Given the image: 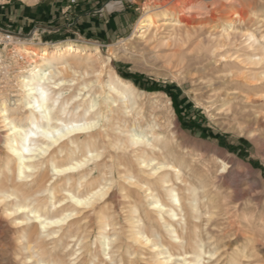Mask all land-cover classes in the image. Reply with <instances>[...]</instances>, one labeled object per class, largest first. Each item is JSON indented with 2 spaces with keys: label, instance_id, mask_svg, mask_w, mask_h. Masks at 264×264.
<instances>
[{
  "label": "bare ground",
  "instance_id": "bare-ground-1",
  "mask_svg": "<svg viewBox=\"0 0 264 264\" xmlns=\"http://www.w3.org/2000/svg\"><path fill=\"white\" fill-rule=\"evenodd\" d=\"M120 2L113 1L107 6L112 9ZM193 2L178 0L173 4L174 9L166 4L147 6L145 18L138 22V36L146 39L148 44V41L156 40V32L160 29L170 30V35L164 36L166 40L173 38L182 42H186L185 38L205 34L204 27L196 24V17L189 7ZM154 10L156 15L152 14ZM168 11H172L175 17L159 21L161 19L158 17L166 16ZM241 21L245 20L232 18L227 22L229 29ZM229 29L222 28L208 48L201 46L204 51L196 46L199 51L191 57L196 58L197 71L213 77L211 87L218 85L225 89L223 100L239 98L257 102L262 97L253 98L249 91L253 90L254 94L264 92V36L260 39L253 32H243L246 40L241 48L231 55H225L223 48L231 43L234 45ZM38 32L36 30L30 38H20L14 34L8 36L10 40L15 39L22 44L15 47L27 61L18 74L11 77L13 82L9 78L6 92L0 94V127L4 131L2 140L6 153V158L0 160V264H20V260L11 255L17 249L26 250L24 257L28 264H69L71 261L65 263L64 259L57 257V243L65 238H76L80 245L83 235L79 231L95 218L97 222H94L101 232L100 254L106 264H136L137 256L143 254L144 249L152 252L151 261L155 264L217 263L218 259L213 260L215 252L205 250V241L196 223L202 214L199 189L185 183L186 193L182 194L180 190L183 187L180 189L179 184L173 182V178L181 183L187 182L183 177L184 168L182 170L171 161V157L168 158L160 145L162 139L156 132H149L152 135L150 138L139 124L136 118L139 112L135 111L136 87L116 71L107 70V80L101 79L104 68L113 65V53L102 59L100 47L90 50L72 42L66 45L56 43L52 49L27 47L25 44L34 39L40 40ZM208 33L210 36L216 34L212 30H208ZM227 66L229 68L226 70L224 67ZM79 77L84 79L77 93L67 96L71 93L65 94L69 88L66 86L74 85ZM233 81H243L248 89L230 93L229 87ZM52 87L56 89L55 92L51 90ZM14 112H21L23 116L14 115ZM113 151L116 155H122L125 161L116 159ZM148 153L153 156H147ZM62 157H67L68 161L59 162ZM222 165L223 168L227 167L224 161ZM46 167H49L52 175H48ZM116 168L118 175L124 174L120 178L137 187V190H143L147 198V205L143 204L146 206L142 208L143 214L139 205L130 207L126 221L129 232H124L118 226L120 223L115 221L113 214L97 211L100 201L114 193ZM96 170L100 174L97 178L93 177ZM54 176L56 179L52 181ZM159 188L164 192L165 200L157 192ZM207 214L210 221L212 216L219 213L214 210ZM156 223L164 227L169 244L163 241L158 230H162V227L157 229ZM86 231L81 230V234H86ZM257 244L252 241L250 250L249 245L237 247V256L225 264H258L251 252L253 249L256 253ZM187 246L192 248V254L186 250ZM171 247H179L183 253L177 256ZM97 259L98 254L94 253L90 264H97Z\"/></svg>",
  "mask_w": 264,
  "mask_h": 264
},
{
  "label": "rangeland",
  "instance_id": "rangeland-1",
  "mask_svg": "<svg viewBox=\"0 0 264 264\" xmlns=\"http://www.w3.org/2000/svg\"><path fill=\"white\" fill-rule=\"evenodd\" d=\"M25 1L32 2V0ZM177 1L137 0V5L140 7L137 20L132 31L125 36L107 42L68 40L62 45L72 42L86 46L90 50H93L95 47H100L103 56L102 59L108 58L113 53V65L104 68L101 79L104 81L107 80V70L116 71L125 81L136 87V102L138 104L136 103L135 111L139 112V115L136 116L139 124L148 133L152 131L156 132L162 139L160 145L163 147L165 154L169 156L167 157L169 159L172 158L171 161L181 167L182 170L184 168L183 177L187 182L181 183L174 178L173 182H176V185L179 184L180 189L183 187L180 190L182 194L186 193L184 188L187 183L189 184L187 186L192 185L191 187H198L199 195L201 196L199 206L202 214L201 220L198 219L196 223L201 230V236L203 235L205 250H213L215 252L213 260L218 259V261L214 264H225L232 257L237 256L235 254L237 247L242 248L249 245L248 249L250 250L252 241L258 242L256 253L251 249L255 257L253 259L258 264H264V92L254 94L253 90L249 91V94L253 98L258 99L262 97L257 102H250L247 99L239 98H225L223 100L224 95L222 93H225V89L218 85H216L217 88L216 86L211 87L210 83L213 77L210 75L206 76V74L204 75L197 71L196 58L191 57L195 56L199 51L196 46L198 48H202L201 46L204 49L208 48L211 45V40L217 37L222 28L229 29L227 22L235 17L237 19L242 18L245 21L237 22L233 29H229L235 46L232 43L226 45L223 48L225 55H231L234 53L233 51L241 48V45L246 40L245 36H243L244 33L253 32L258 38L263 39L264 0H194L195 2L189 5V7L192 10V14L196 17V24L204 27L205 34L192 36L191 39L185 38L186 42H182L178 39V41L174 40L173 38H167L166 40L164 36H169L170 30L160 29L156 32V40H150L147 44L146 39L138 36L140 31H137L138 22L145 18L144 14L147 6L158 7L166 4L168 7L174 9L173 4ZM75 2L76 0H71V3ZM180 8L181 10L183 9V7ZM152 14L156 15L157 13L154 10ZM174 17L172 11H168L166 16L161 15L158 18L161 19L159 21H162V19H173ZM44 29V27L37 26L31 32H17L10 27H6L5 30L14 32L16 36L18 35L21 38H30L36 30L42 31ZM208 30H212L216 34L210 36ZM38 33L40 40L34 39L33 42L25 45L37 49L43 47L52 49L54 44L46 43L48 40L47 37L42 39L41 33ZM199 39L201 40L199 41ZM19 44L15 43L14 45L17 47ZM204 49L202 48L201 51H204ZM7 51L5 50V54H8ZM99 64L101 67L102 63L100 59ZM224 68L227 70L229 66ZM225 72L227 73L228 71ZM71 75L68 74L67 76ZM58 79L56 78V80ZM83 79L79 77L74 85L66 86L69 88L65 94L71 93L67 95L71 96L77 93L79 84ZM13 81L11 78L10 82ZM233 84L229 87L230 93L245 88L248 89V86L244 85L243 81H233ZM51 90L56 91L53 87ZM10 114H12L11 111ZM14 115L19 117L23 116L21 112H14ZM3 135V128L0 127V160L6 158L2 140ZM151 136V133H149L150 138H152ZM116 154L114 152V155ZM147 156L151 157L153 154L148 153ZM117 158H121L122 162L125 161L122 155H116ZM66 160L68 161L67 157H62L59 159V162L64 163ZM223 161L227 163L226 168H223ZM181 163L184 164L182 165ZM45 171L48 175H52L49 167H46ZM96 171H94L96 174L93 173V177H99L100 174ZM122 175L124 174L118 175L116 168L115 178L117 181L113 188L114 193H110L100 201L97 211L113 214L116 217V220L115 218L114 220L120 223L118 226H121L124 232H129V224L126 221L129 218L130 207L134 204L139 205L141 208L140 213L143 214L144 211L142 208L146 207L144 205H147V198L143 190H137V187L131 186L120 178ZM203 177L204 179H202ZM55 179L56 177L54 176L52 181ZM197 181L199 182L197 183ZM204 182L206 184H203ZM217 187L218 190H216ZM204 189L205 191H203ZM157 192H159L163 199L164 192L160 188L157 189ZM138 194H141L140 198H138ZM210 200L213 202L211 203ZM214 210H217L219 214L212 216V219L208 221L209 215L207 213L210 214ZM94 221L97 222V219L95 218L89 222V225L85 229L83 228L84 230L81 229L83 232L88 229L86 234H81V230L79 231L80 235H83L80 245H78L76 238H67L68 240L65 238L63 242H58L56 246L57 257L62 260L64 259L63 261H66L65 263L71 261L74 264H84V262L85 264H90V260L94 259V253H96L98 254V262L95 260L97 264H106V261H103V256L100 254L101 246L99 235L101 232L98 224ZM155 226L157 229L162 227V230H158L164 238L163 241L169 244V238L165 230H163L164 227L162 224L160 223L159 227V223H156ZM191 227L193 229V226ZM229 229L232 230L230 231ZM16 235L19 236V233ZM209 238L212 239L210 240ZM187 247L186 250L190 251L189 254H192V248ZM125 248L126 245L123 250ZM172 248L176 249L173 250ZM171 250L177 256L183 253V249H179V247H171ZM142 251L143 254L137 256L135 263L155 264L151 261L152 252L148 251V249ZM25 253L26 250L17 249L11 255L18 258L20 264H28L25 261ZM220 257L224 259L221 260ZM238 257L240 258V256Z\"/></svg>",
  "mask_w": 264,
  "mask_h": 264
},
{
  "label": "crops",
  "instance_id": "crops-1",
  "mask_svg": "<svg viewBox=\"0 0 264 264\" xmlns=\"http://www.w3.org/2000/svg\"><path fill=\"white\" fill-rule=\"evenodd\" d=\"M113 1L116 0H0V27L17 32L44 27L39 32L50 44L112 41L132 31L140 9L137 0H121L119 6L109 9L107 5Z\"/></svg>",
  "mask_w": 264,
  "mask_h": 264
},
{
  "label": "built area",
  "instance_id": "built-area-1",
  "mask_svg": "<svg viewBox=\"0 0 264 264\" xmlns=\"http://www.w3.org/2000/svg\"><path fill=\"white\" fill-rule=\"evenodd\" d=\"M9 34L16 33L0 27V94L8 89V81L17 75L22 66L26 65L27 59L15 48V39L10 40ZM18 36V35H17ZM21 38V37H20ZM8 50V54H5Z\"/></svg>",
  "mask_w": 264,
  "mask_h": 264
}]
</instances>
